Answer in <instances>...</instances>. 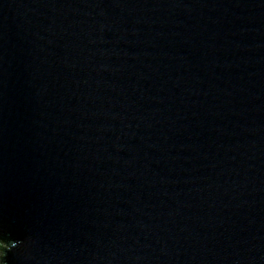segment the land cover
<instances>
[{
  "label": "water",
  "instance_id": "obj_1",
  "mask_svg": "<svg viewBox=\"0 0 264 264\" xmlns=\"http://www.w3.org/2000/svg\"><path fill=\"white\" fill-rule=\"evenodd\" d=\"M0 264H264V0H0Z\"/></svg>",
  "mask_w": 264,
  "mask_h": 264
}]
</instances>
